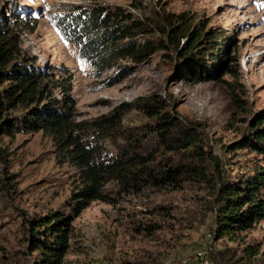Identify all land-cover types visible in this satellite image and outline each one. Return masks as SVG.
I'll return each mask as SVG.
<instances>
[{
  "label": "rangeland",
  "instance_id": "1",
  "mask_svg": "<svg viewBox=\"0 0 264 264\" xmlns=\"http://www.w3.org/2000/svg\"><path fill=\"white\" fill-rule=\"evenodd\" d=\"M75 4L120 5L150 29L138 39L146 37L153 43L166 39L160 29L169 19L176 29L220 31L227 53L223 65L216 73L207 64L214 73L211 79L187 80L176 46L155 45L145 60L113 82L119 65H133L130 58L97 71L55 25V14ZM16 14L36 19L34 29L14 24L22 50L55 76L71 73L76 119L121 112L115 129L122 132L147 121L140 106L149 96H159L179 117L202 122L204 148L220 157L227 178L264 167V153L240 144L232 147L244 132L253 133L250 119L264 114V0H0V16L7 23ZM185 40V35L179 36V47ZM55 94L59 95L57 90ZM121 144V137L104 140L111 152ZM77 173L73 165L56 157L53 140L41 130L0 133V264H35L39 254L26 237L29 220L55 209L69 213L67 201ZM106 189L112 201L92 200L72 219L61 264H121L144 251L166 261L210 247L229 246L240 252L247 243L259 245L257 257H264V218L237 240L213 237L209 222L196 219L208 200L201 185L120 192L109 182ZM202 264L212 263L205 259Z\"/></svg>",
  "mask_w": 264,
  "mask_h": 264
},
{
  "label": "trees",
  "instance_id": "2",
  "mask_svg": "<svg viewBox=\"0 0 264 264\" xmlns=\"http://www.w3.org/2000/svg\"><path fill=\"white\" fill-rule=\"evenodd\" d=\"M5 18L0 16V133L41 130L53 140L56 157L78 170L67 201L69 213L55 209L29 220L26 237L31 250L39 254L35 264H61L68 248L72 219L92 200L112 201L106 189L109 182H114L120 192L147 187L175 191L201 185L207 190L208 200L203 201L204 209L196 219L208 221L215 238L241 239L242 232L264 218L262 165L240 178H227L220 157L204 148L202 122L179 117L165 107L159 96H149L140 106L147 121L122 132L115 129L120 126L121 112L90 120L76 119L71 73L61 71L55 76L54 71L47 72L36 64L35 57L22 50L14 24L34 29L36 19L27 20L16 14L7 23ZM54 22L65 38L78 45L79 56L97 71L121 58H130L133 65H119L113 82L145 60L155 45L176 46L178 56L185 62L183 75L187 80L213 78L207 64L218 73L227 54L225 42L221 41L225 38L222 32L176 29L170 19L160 29L165 40L160 38L157 43L146 37L139 40L138 35L144 36L150 29L120 5L75 4L56 13ZM184 35L186 40L179 47V36ZM263 117V113H258L251 118L253 133L244 132L232 147L240 144L264 153ZM117 137L123 139V144L115 152L105 149L104 140ZM258 246L247 243L240 252L229 246L210 247L202 249L201 257L196 250L185 258L196 264L205 259L212 264H264V257H257ZM180 258L183 257L173 259ZM121 264H166V261L144 251L135 259L122 260Z\"/></svg>",
  "mask_w": 264,
  "mask_h": 264
},
{
  "label": "built area",
  "instance_id": "3",
  "mask_svg": "<svg viewBox=\"0 0 264 264\" xmlns=\"http://www.w3.org/2000/svg\"><path fill=\"white\" fill-rule=\"evenodd\" d=\"M203 252L204 251L202 249L197 250V256L201 257L203 255ZM166 264H196V263H193V262L189 261V259L183 257V258H180L178 260L167 259Z\"/></svg>",
  "mask_w": 264,
  "mask_h": 264
}]
</instances>
